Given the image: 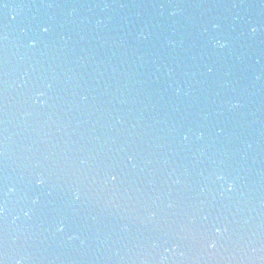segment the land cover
Instances as JSON below:
<instances>
[{
	"label": "water",
	"instance_id": "95a60500",
	"mask_svg": "<svg viewBox=\"0 0 264 264\" xmlns=\"http://www.w3.org/2000/svg\"><path fill=\"white\" fill-rule=\"evenodd\" d=\"M0 3L2 264H264V0Z\"/></svg>",
	"mask_w": 264,
	"mask_h": 264
},
{
	"label": "snow or ice",
	"instance_id": "6c2138e0",
	"mask_svg": "<svg viewBox=\"0 0 264 264\" xmlns=\"http://www.w3.org/2000/svg\"><path fill=\"white\" fill-rule=\"evenodd\" d=\"M0 5H3V7H6V6H7L6 4H3V3H0ZM44 31H45V32H47V31H48V29H47V28H45V29H44ZM251 31H252V32H255V31H256V28H255V27H252V28H251ZM217 42H218V43H220V41H217ZM208 71H209V72H211V71H212V69H211V68H209V69H208ZM115 178H116L115 176H113V177H112V179H113V180H114ZM41 183H42V181H41ZM77 198H78V197H77ZM62 227H63V225H61V228H62ZM212 246L214 247V246H215V244H213ZM0 264H2V261H0Z\"/></svg>",
	"mask_w": 264,
	"mask_h": 264
},
{
	"label": "clouds",
	"instance_id": "9594fccd",
	"mask_svg": "<svg viewBox=\"0 0 264 264\" xmlns=\"http://www.w3.org/2000/svg\"><path fill=\"white\" fill-rule=\"evenodd\" d=\"M31 43L34 44L35 41H32ZM216 43H217V45H219L220 47H224L225 44H226V42H224V41H220V43H218V42H216ZM37 183H41V181H37ZM229 187H231V185H229ZM17 264H20V262L18 261Z\"/></svg>",
	"mask_w": 264,
	"mask_h": 264
}]
</instances>
